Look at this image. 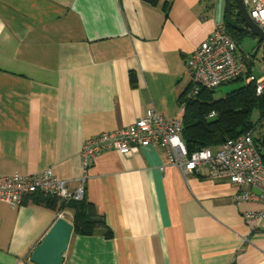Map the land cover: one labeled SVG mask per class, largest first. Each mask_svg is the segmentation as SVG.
<instances>
[{
  "label": "crops",
  "instance_id": "0c3cea01",
  "mask_svg": "<svg viewBox=\"0 0 264 264\" xmlns=\"http://www.w3.org/2000/svg\"><path fill=\"white\" fill-rule=\"evenodd\" d=\"M226 4L0 0V175L51 168L73 189L83 141L152 108L182 117L185 60L225 23ZM238 188L206 169L184 178L158 146L102 151L85 196L111 236L72 233L63 264H264V219L242 217L261 203L237 205ZM35 194L18 206L0 199V264H33L55 219L72 223V210Z\"/></svg>",
  "mask_w": 264,
  "mask_h": 264
},
{
  "label": "built area",
  "instance_id": "2783aa9c",
  "mask_svg": "<svg viewBox=\"0 0 264 264\" xmlns=\"http://www.w3.org/2000/svg\"><path fill=\"white\" fill-rule=\"evenodd\" d=\"M242 1L250 18L264 31V0ZM252 59V55L240 50L239 44L228 34L225 23L217 24L185 60L184 71L189 78L186 96H195L201 88L215 89L238 78H244L246 83L253 82L256 93L260 94L264 91V75L247 74L246 64L252 63ZM213 115L214 112L209 114ZM182 129V117L168 118L152 108L127 126L83 141L79 152L82 175L75 188H70L65 180L47 168L32 175H0V199L18 206L26 196L40 193L64 202L80 201L85 197L88 169L97 154L113 149L127 156L141 148L158 146L164 150L168 165L176 167L184 178L189 173L206 169L208 177L225 179L239 187L237 205L258 197L259 209L242 211L244 221L255 227L264 219V159L253 132L226 140L217 147H203L189 153ZM159 168L163 170L164 166Z\"/></svg>",
  "mask_w": 264,
  "mask_h": 264
},
{
  "label": "trees",
  "instance_id": "16d2710c",
  "mask_svg": "<svg viewBox=\"0 0 264 264\" xmlns=\"http://www.w3.org/2000/svg\"><path fill=\"white\" fill-rule=\"evenodd\" d=\"M143 1L155 4L158 0ZM233 16L237 23H242L237 15ZM225 26L228 34L239 44L246 30L238 31L227 24ZM246 68L247 74L251 73V63L246 64ZM241 79L244 78L236 80ZM179 102L182 106V138L189 153L203 147H217L226 140L236 139L252 131L253 139L260 147V154L264 159V132L260 136L254 134L257 128L264 126V91L257 94L253 82H244L217 99L214 98V89L201 88L195 96H186L185 90ZM211 112L214 115L210 117ZM35 195L39 197V201H45L52 208L73 211V234L90 235L100 232L105 237L111 236V230L103 218L97 215L94 205L86 196L80 201L57 203L54 197L40 193Z\"/></svg>",
  "mask_w": 264,
  "mask_h": 264
},
{
  "label": "water",
  "instance_id": "95a60500",
  "mask_svg": "<svg viewBox=\"0 0 264 264\" xmlns=\"http://www.w3.org/2000/svg\"><path fill=\"white\" fill-rule=\"evenodd\" d=\"M237 15L242 23H237L233 15ZM225 24L231 29L241 31L247 28L260 42H264L262 31L250 18L242 0H227ZM73 224L64 217L58 216L41 241L32 249L29 260L33 264H63Z\"/></svg>",
  "mask_w": 264,
  "mask_h": 264
},
{
  "label": "rangeland",
  "instance_id": "374dc122",
  "mask_svg": "<svg viewBox=\"0 0 264 264\" xmlns=\"http://www.w3.org/2000/svg\"><path fill=\"white\" fill-rule=\"evenodd\" d=\"M246 32L242 35L239 41V48L245 53L252 55L251 72L255 77L264 75V42L258 40V38L249 33V30L245 28ZM244 79L234 80L225 84H222L214 89V98L223 97L226 93L230 92L243 85ZM264 132V126L257 128L254 131L255 136H260Z\"/></svg>",
  "mask_w": 264,
  "mask_h": 264
}]
</instances>
